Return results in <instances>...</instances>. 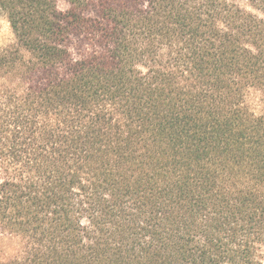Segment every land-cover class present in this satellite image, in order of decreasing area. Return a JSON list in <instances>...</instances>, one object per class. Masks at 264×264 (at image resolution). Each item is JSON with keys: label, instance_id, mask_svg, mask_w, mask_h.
Returning a JSON list of instances; mask_svg holds the SVG:
<instances>
[{"label": "trees", "instance_id": "obj_1", "mask_svg": "<svg viewBox=\"0 0 264 264\" xmlns=\"http://www.w3.org/2000/svg\"><path fill=\"white\" fill-rule=\"evenodd\" d=\"M64 1L0 0V264H264V18Z\"/></svg>", "mask_w": 264, "mask_h": 264}, {"label": "rangeland", "instance_id": "obj_2", "mask_svg": "<svg viewBox=\"0 0 264 264\" xmlns=\"http://www.w3.org/2000/svg\"><path fill=\"white\" fill-rule=\"evenodd\" d=\"M236 3L244 10L253 13L261 18H264V13L256 9L247 0H236ZM60 9L67 10L69 5L66 1L60 0ZM14 41V35L11 26L6 17H0V51L11 45ZM250 109L256 115H264V94L254 92L249 99ZM21 241L16 237H0V258L10 259L15 258L21 250Z\"/></svg>", "mask_w": 264, "mask_h": 264}]
</instances>
